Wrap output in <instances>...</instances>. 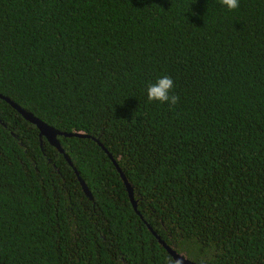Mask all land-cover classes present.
<instances>
[{"label": "trees", "instance_id": "trees-1", "mask_svg": "<svg viewBox=\"0 0 264 264\" xmlns=\"http://www.w3.org/2000/svg\"><path fill=\"white\" fill-rule=\"evenodd\" d=\"M0 0V264H264V0ZM168 75L176 105L148 102Z\"/></svg>", "mask_w": 264, "mask_h": 264}, {"label": "water", "instance_id": "water-1", "mask_svg": "<svg viewBox=\"0 0 264 264\" xmlns=\"http://www.w3.org/2000/svg\"><path fill=\"white\" fill-rule=\"evenodd\" d=\"M0 98L2 100H4L7 104H9L13 109H15L25 120H27L28 122L34 124L35 127L38 129V135L39 136L43 135L46 138L47 142L50 145H52L58 152H60L62 154L63 158L66 160L68 165H70L71 167H72V164L69 161V159L66 156V154L63 153V151H62V149H61V147H60V145L58 143V140L56 139V135L89 137L92 140H94L100 146V148L106 153L107 157L112 162L114 168L118 172L119 177H120V179L122 181V184H123V186L125 188V191L127 193L128 200H129L132 208L136 211V203H135V200L133 199V193H132V188H131L130 184L126 181L123 173L119 170L117 164L115 163V161L113 160L111 155L104 149L102 144L100 142H98L97 139H95L92 136L83 134L82 132H79V131H72V132L58 131V130L54 129L51 126L46 125L45 123H43L42 121H40L39 119L34 117L31 113H29L26 110H24L21 107H19L16 103H14L10 99H8L6 96H3V95L0 94ZM72 169H73V172H74V174H75V176H76V178L78 180V183H79V185L81 187V190L84 192V194L86 196L90 197L89 192H88L84 182L82 181V179L78 176L77 171L73 167H72ZM147 228L155 236V238L157 239V242L165 249V251L171 256V258L173 259V261L176 264H198V263H194V262L188 260L187 258L182 256L180 253H177L174 249H172L169 245H167L164 241H162L157 235H155V233L153 231H151V229L148 226H147ZM199 264H202V263H199Z\"/></svg>", "mask_w": 264, "mask_h": 264}, {"label": "clouds", "instance_id": "clouds-1", "mask_svg": "<svg viewBox=\"0 0 264 264\" xmlns=\"http://www.w3.org/2000/svg\"><path fill=\"white\" fill-rule=\"evenodd\" d=\"M219 4L229 11L239 8V0H219ZM174 88L173 79L164 75L159 78L154 83H149L146 88V95L148 102H159L160 104H165L172 107L177 104L178 96L173 94L172 90Z\"/></svg>", "mask_w": 264, "mask_h": 264}]
</instances>
